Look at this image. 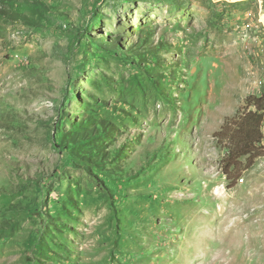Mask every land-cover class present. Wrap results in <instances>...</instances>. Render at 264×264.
Returning <instances> with one entry per match:
<instances>
[{"label": "rangeland", "instance_id": "rangeland-1", "mask_svg": "<svg viewBox=\"0 0 264 264\" xmlns=\"http://www.w3.org/2000/svg\"><path fill=\"white\" fill-rule=\"evenodd\" d=\"M263 92L264 0H0V264H264Z\"/></svg>", "mask_w": 264, "mask_h": 264}, {"label": "trees", "instance_id": "trees-1", "mask_svg": "<svg viewBox=\"0 0 264 264\" xmlns=\"http://www.w3.org/2000/svg\"><path fill=\"white\" fill-rule=\"evenodd\" d=\"M250 106L253 108H249ZM263 122L264 92L257 96H249L247 107L226 118L216 132L218 136L227 139V151L223 158L225 161L223 172L226 177L231 178L230 166L236 167L240 163V157L247 156L248 164H251L254 158L264 156L261 130ZM238 175L234 180L238 179Z\"/></svg>", "mask_w": 264, "mask_h": 264}, {"label": "bare ground", "instance_id": "bare-ground-1", "mask_svg": "<svg viewBox=\"0 0 264 264\" xmlns=\"http://www.w3.org/2000/svg\"><path fill=\"white\" fill-rule=\"evenodd\" d=\"M262 135H263V136H262V137H263V138H262V145L264 146V130H263Z\"/></svg>", "mask_w": 264, "mask_h": 264}]
</instances>
